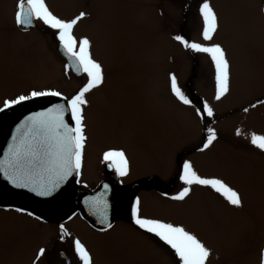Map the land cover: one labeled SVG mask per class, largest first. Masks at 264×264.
<instances>
[{"label":"rangeland","instance_id":"1","mask_svg":"<svg viewBox=\"0 0 264 264\" xmlns=\"http://www.w3.org/2000/svg\"><path fill=\"white\" fill-rule=\"evenodd\" d=\"M185 1L46 0L61 18H73L80 11L90 14L74 32L92 39L93 56L106 72L105 84L88 94V139L78 190H91L106 179L103 153L123 149L130 173L119 177L114 171L112 178L119 185L150 179L153 185L158 179L166 190L173 182L164 196L150 191L129 197L131 201L141 197L142 215L182 224L195 233L212 249L207 264H260L264 256V153L250 144V135L264 134V103H258L264 101L263 0H210L219 16L213 42L226 49L232 65L230 92L220 100L215 99L210 57L190 53L174 39L184 28L190 41L204 42L198 11L202 0H195L188 14ZM17 3L0 0V105L33 88H52L71 97L87 77L77 79L66 69L55 42L48 38L52 32V39L57 40L54 30L42 22L36 29L40 34L16 26ZM172 74L196 108L207 101L215 115L201 119L193 107L178 101L170 90ZM208 118L215 119L210 122ZM207 128H214L218 139L201 152ZM185 160L200 175L218 176L236 187L244 197V208L233 209L218 193L199 185L191 186L184 201L172 200L184 187L174 179ZM73 221L70 228L90 249L95 264L178 263L163 242L151 240L156 237L147 233L143 239V233L133 231L138 228L134 223L128 229L127 222L121 221L99 239L81 219ZM27 228L21 219L0 214V264H31ZM43 228L37 224L36 232ZM39 242L43 241L36 239V245ZM49 244L45 255L52 257Z\"/></svg>","mask_w":264,"mask_h":264},{"label":"snow or ice","instance_id":"2","mask_svg":"<svg viewBox=\"0 0 264 264\" xmlns=\"http://www.w3.org/2000/svg\"><path fill=\"white\" fill-rule=\"evenodd\" d=\"M14 15L17 26H30L34 21H41L45 26L55 31L59 46L68 57L66 69L77 74H86L87 82L71 97L52 88H33L27 93H20L12 98L4 99L0 112L13 108L33 99L54 96L62 97L65 103L55 104L41 112H34L19 124L0 159V175L17 189H27L37 196L49 197L55 193L70 177L79 176L84 164V149L87 142L85 109L90 106L88 94L101 88L106 82V72L101 61L94 58L93 41L89 36L78 37L75 27L90 14L80 11L70 19L61 18L54 14L46 0H18ZM199 16L202 19V39L204 42L189 41L183 35H175L174 39L186 49L207 54L215 70V99L220 100L230 92L231 62L226 49L213 42L214 35L219 28V16L210 0H202L199 5ZM170 90L172 95L184 105L195 109L197 116L215 115L213 107L203 102L202 108H196L193 101L185 94L178 84L175 74L170 76ZM264 103V101H258ZM252 108L256 104L251 105ZM248 112V108L243 109ZM70 116L71 123L65 119ZM236 135H241L239 129ZM218 139L214 128H207V136L199 151L209 149ZM250 144L264 153V134L252 132ZM103 160L114 169L117 176L126 177L130 173V162L123 149H109L103 153ZM179 179L184 187L171 199L184 201L191 192L192 185L210 188L218 193L233 209L244 208V197L234 186L218 176H202L193 167L191 161L183 162ZM107 191L108 185H104ZM85 203L99 216V223L103 225L99 230L106 232L113 228L109 218L110 204L101 193L98 197H89ZM17 213L33 217L42 221L43 217L35 215L25 208H15ZM130 216L133 223L145 233L151 234L163 242L178 258V264H207L212 249L195 233L186 229L182 224L151 218L141 214L140 197H135L130 205ZM59 239L65 240L71 233L64 224H59ZM74 253L78 264H95L90 249L79 238L72 240ZM46 248L40 247L35 253L33 264H42ZM261 264H264L262 257Z\"/></svg>","mask_w":264,"mask_h":264},{"label":"flooded vegetation","instance_id":"3","mask_svg":"<svg viewBox=\"0 0 264 264\" xmlns=\"http://www.w3.org/2000/svg\"><path fill=\"white\" fill-rule=\"evenodd\" d=\"M190 2H194V0H190ZM192 6L193 5H188V10H187L188 13L191 12ZM187 14L185 16V21L188 18ZM189 19L190 18H188V20L184 23L185 26H187ZM38 23L41 24V21H37L35 26L32 29H25L22 26H17V25L16 26L22 31H27V32L34 31V32L40 34V32L36 30ZM45 27L47 28V26H45ZM180 33H182V34L186 33L185 29L182 28ZM51 35H52V32L49 33L48 38H49V40H52L55 42L56 49H58L59 42L56 39H52ZM49 40H47V41L44 40V41L49 42ZM57 53H58V50H57ZM58 55H59V57H61V55L59 53H58ZM64 62H65V60H64ZM65 65H67L66 62H65ZM83 77H85V75ZM43 89H46V88H43ZM31 90L32 89H30L29 91H31ZM29 91H27V92H29ZM27 92H25V93H27ZM51 97L52 96L42 97V98L30 100V101H34V100L45 101ZM30 101H28V102H30ZM20 105L14 106L13 108H10V109H7L3 112H0V119L2 117H4L6 114H11ZM0 106H2V105H0ZM181 171H182V168L180 170V174H181ZM180 174L177 176V178L174 179L176 182L180 180L179 179ZM111 178H112V175L108 174V177L106 179L102 180L100 183H102L104 181H108ZM100 183H98L97 186ZM132 184L136 185V187H135V189H133L131 191H127L126 187H123V186L122 187L118 186L117 190L115 191L116 196H118V198H119V203L116 206V221L113 225V228L106 231V232H101L99 230L100 228H98L97 226H95L91 222H88L79 212V210L77 208V198H78L79 193L82 190H78V187L76 189V192L73 191L72 194L69 195L68 197H62V198H59V199H57L53 202H50V203H42V202L36 201L35 198L30 197V196H26L23 198H18L17 196H15L9 200H5V199L0 198V214H5L6 217L12 216L14 218L21 219L24 223L27 224V227H28L27 228V234H28V236L30 235L29 240H30V247L32 249L31 253H30V251L28 252L27 258L30 260L31 264H33V261L35 259V253L38 251V249L40 247H46V254H47L48 248H47V246H45L46 243H50L49 248L51 246L53 247L50 251L53 254H52V257H48L45 255V257L42 258V264H78V258L76 257V255L74 253V249H73V245H72V240L75 239L76 236H75L74 231L70 228V225L72 222H74L73 221L74 219H76V218L81 219L86 224V225L84 224L86 226V228L92 229L94 233L98 234L97 237L99 239H101L100 236H104V235H107L110 232H112L118 226V224L121 223V221L127 222L128 229H130L129 223H133L131 216H130V205L134 200V198H133L131 201L129 198L130 196L133 197L134 194H139L140 192L146 193V192H150V191L154 192V193L157 192L158 194H161V196H164V194L167 191V190H164L163 187L160 186L158 179L156 180V182L153 185L151 184V179L147 180V181L145 180L143 184L138 183V182H133ZM172 186H173V182L170 184L169 188H171ZM17 207L25 208L28 211L33 212L35 215L43 217V220L37 221L33 217H29L27 215L17 213L14 210H8L9 208L15 209ZM61 223L64 224L65 227L68 229V231L71 233V236L65 237L64 241H61L59 239L60 232H59L58 226ZM37 224L44 227L42 229L44 231L41 230V232H39V231L36 232ZM128 229H125V230L127 231ZM132 230L135 232L138 231V232L143 233L142 234L143 239H147L146 235H148V234L145 233L143 230H141L139 228L132 229ZM36 233L39 234V237H36L37 236ZM90 233H92V232H90ZM52 237H53V239H52ZM36 239H38L40 241L42 240L43 242L42 243L39 242L38 244H43V245L37 247L38 244L36 245V243H35ZM151 240L158 241L157 238H152ZM51 243H52V245H51ZM174 260H175V263L178 262L177 259L174 258ZM259 263L261 264V261Z\"/></svg>","mask_w":264,"mask_h":264},{"label":"water","instance_id":"4","mask_svg":"<svg viewBox=\"0 0 264 264\" xmlns=\"http://www.w3.org/2000/svg\"><path fill=\"white\" fill-rule=\"evenodd\" d=\"M264 11V5H263ZM35 26V21L30 26H23V28L30 29ZM61 55L67 60L69 63L68 57L65 55L63 49L59 46L58 48ZM72 72L77 76L81 77L83 74H77L75 71ZM65 103L63 98H51L46 101H32L29 103H25L15 109L11 114H6L4 117L0 119V159H3L4 153L8 148L9 143L12 142V135L15 133L16 128L19 124H21L26 117L30 116L34 112H41L45 109L52 107L55 104ZM65 119L71 123L70 116H65ZM110 171L111 168H108ZM80 178L79 176L70 177L60 188L53 193L52 196L49 197H41L37 196L35 193L28 191L27 189H17L14 188L11 184H9L3 175H0V198L9 200L15 196L18 198H23L26 196H30L36 199V201L42 203H50L54 200H57L62 197H68L72 194V192H76V184ZM104 185H108L107 191L104 188ZM117 189V184L115 180H109L101 184V186L96 190L95 193H80L77 198V206L80 210L81 214L86 218L87 221L91 222L95 226L101 228L103 225L99 223V216L94 214V211L91 210L85 201L89 197H98L101 193L105 194V198L108 200L110 204L109 209V218L111 222L114 224L116 221V206L119 203L118 197L115 195V191ZM134 189V186H130L127 188V191H131Z\"/></svg>","mask_w":264,"mask_h":264}]
</instances>
